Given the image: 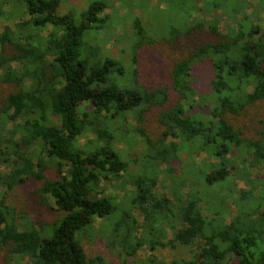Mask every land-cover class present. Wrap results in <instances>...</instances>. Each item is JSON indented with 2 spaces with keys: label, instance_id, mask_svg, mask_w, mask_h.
<instances>
[{
  "label": "trees",
  "instance_id": "1",
  "mask_svg": "<svg viewBox=\"0 0 264 264\" xmlns=\"http://www.w3.org/2000/svg\"><path fill=\"white\" fill-rule=\"evenodd\" d=\"M62 2L24 0L28 19L0 32V164L11 171L0 173V264H112L88 256L84 242L97 238L120 264H264V128L234 122L264 101V23L249 13L256 3L264 12V0H160L161 31L133 19L130 70L93 39L111 21L107 3L95 0L76 16L59 14ZM202 13L210 20L196 18ZM152 51L166 66L155 86L141 70ZM204 64L211 94L193 85ZM151 113L156 134L147 128ZM130 116L137 125H125ZM176 161L187 178L171 173ZM233 171L251 189L239 191L228 221ZM167 180L174 186L159 196ZM28 183L37 185L30 205L51 213L50 222L28 221L17 189ZM211 196L216 209L206 215ZM111 219L104 238L96 225ZM145 246L178 256L136 261Z\"/></svg>",
  "mask_w": 264,
  "mask_h": 264
},
{
  "label": "rangeland",
  "instance_id": "2",
  "mask_svg": "<svg viewBox=\"0 0 264 264\" xmlns=\"http://www.w3.org/2000/svg\"><path fill=\"white\" fill-rule=\"evenodd\" d=\"M95 0H63L60 8H59V14L64 13H72L76 16H78L82 11H84L88 5ZM96 1H103L106 2L108 5V10H106V13L110 16V23L105 28V33H103L101 36L99 34H94L93 39L96 40L99 44L103 46L105 51H108L110 55L114 58H117L121 61H124L126 64H128V70H130L131 67V37L130 34L132 32V23L133 19L142 18L144 21H147V25L154 26L155 28L161 31L160 27L164 26L166 20L164 17H162V13H158V9L156 7L158 5H161V9H165L164 2H160V0H96ZM24 0H7V3H5V6L3 8L5 15L0 16V32H4L7 28L11 29L12 31H15V26L18 22L28 19L27 13L25 12L26 9L23 5ZM160 3V4H159ZM167 10V9H166ZM162 12V11H161ZM254 12L256 14V17L253 18L255 24H263L264 21L260 19H264V12L262 10V7L260 8L258 4L256 3V6L251 7L249 13ZM263 12V13H262ZM167 11H164L163 15H165ZM170 13V12H169ZM173 13V11H172ZM171 13V15H172ZM152 16V17H151ZM207 16V18H206ZM197 19L203 20L207 19L210 20V17L206 14H199L196 16ZM161 23V24H159ZM162 25V26H161ZM220 27L223 29L226 26L225 22H222ZM264 27V26H261ZM109 34V32H111ZM144 56V57H143ZM164 67L166 71V66H164V63L162 62L160 53H156L155 51H152L148 54L143 55L142 54V62H141V70L143 79L145 80L147 85L155 86L159 85L163 82V78H165L164 75ZM210 68L207 65H201L196 67L195 69V78L193 85L195 86L196 90H198L199 94H211V88H210ZM130 74V73H129ZM131 77V74L129 75ZM129 77V78H130ZM211 102V101H210ZM212 103V102H211ZM212 106L209 104V107ZM205 112H207L206 109H204ZM150 119L147 123V128L150 129L151 133L156 134L158 132V123L155 119V115L151 113L149 115ZM235 124L242 128H249L251 126L259 125L260 129L264 128V124L261 123L264 122V101L257 104V106L250 112L236 118L234 120ZM126 126L132 127L137 125L134 116H130L125 123ZM10 128H13V124L9 125ZM93 138V136L91 137ZM118 149L122 152H124L125 161L129 162L128 165L133 167L132 162L130 161V155L128 153H131L127 151L125 142L118 143ZM141 147L140 143L139 145H135L132 150L136 152H140L139 148ZM137 148V149H136ZM183 159H187V154L182 155ZM201 158L197 161L200 162ZM189 163L188 161L186 164ZM181 165V164H180ZM179 162H172L171 168H173V171L171 173H174L177 175V177L183 176V178H187V174L182 175V172L180 173L179 170L177 172V169H180ZM168 167H164V170L166 171ZM176 171V172H175ZM10 169L6 167L3 164H0V173L9 175ZM241 172L233 171L231 174V178L227 185L229 188L233 190L232 195L230 197V200H227V204L229 206V212L227 215L228 221H231L232 218L236 215L237 211L235 209V201L239 199V191H248L251 189L250 183H247V179L240 178ZM252 179L263 175V170H253L252 172ZM170 180H167L166 184H160L156 188V193L159 196L167 195L170 193V190L173 188L174 185H172V182ZM124 185H130L128 187H132L131 180L122 181ZM226 185V186H227ZM37 185L35 183H28L24 188H17L18 192L21 194V198L24 199L25 207L29 209V214L31 215V219L29 218L28 221L35 222L38 219H44L48 222L53 219V215L51 213H44L43 215H39V213L34 210V208L30 205L29 202H33L30 194L31 191H33ZM190 187L187 186V189ZM21 189V190H20ZM20 190V191H19ZM5 192L4 188H0V195H2ZM106 194H111L114 197H118V199L123 200V198L126 197V191L122 188L120 189H114L109 188L106 192ZM223 193L225 196H227V190L224 189ZM213 199L211 196L210 201ZM9 202L10 199H8ZM216 202L211 201V205L207 204V206H203L205 214L212 213L215 209ZM207 208V209H206ZM210 210V212H208ZM24 222V220H23ZM114 222L113 219L111 220H105V221H99L96 225V231L97 233L101 234L100 236L106 238L111 231V225ZM97 233L95 235H97ZM85 249L88 253L89 257H94L95 255H101L106 260L112 262V264H120L117 256L116 251L112 252L109 250V248L106 245V241L103 239H95L94 241L84 242ZM158 256L159 259L163 260L164 262H170L172 259L175 258V256H178V253L170 248H158L155 251H150L149 246H145L144 249H142L138 256L135 257L137 260L146 261L147 258ZM185 255L188 257L189 252H185Z\"/></svg>",
  "mask_w": 264,
  "mask_h": 264
}]
</instances>
